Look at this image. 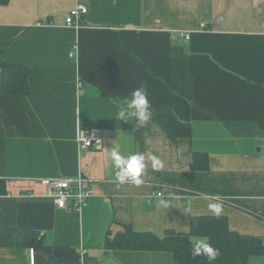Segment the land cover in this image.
<instances>
[{
	"label": "crops",
	"instance_id": "obj_1",
	"mask_svg": "<svg viewBox=\"0 0 264 264\" xmlns=\"http://www.w3.org/2000/svg\"><path fill=\"white\" fill-rule=\"evenodd\" d=\"M77 4L88 11L68 27ZM0 48V64L33 71L28 95L0 94V264L28 263L23 230L40 235L53 264H177L168 252L106 250V238L124 225L187 233L191 217L213 216L210 201L264 247V0H10ZM141 86L150 111L170 110L190 137L114 119ZM80 129L99 132L100 148L79 149ZM116 146L164 166H149L140 186L119 185ZM194 152L206 153L208 171L190 169ZM78 177L93 191L80 213L57 209L40 182ZM153 190L163 198L149 202ZM36 264H48L46 251Z\"/></svg>",
	"mask_w": 264,
	"mask_h": 264
},
{
	"label": "trees",
	"instance_id": "obj_2",
	"mask_svg": "<svg viewBox=\"0 0 264 264\" xmlns=\"http://www.w3.org/2000/svg\"><path fill=\"white\" fill-rule=\"evenodd\" d=\"M9 2L10 0H0V5L6 6ZM32 73L31 69L19 64H0V94L28 95V77ZM151 112L153 123L149 125L160 127L171 141L190 137V125L181 122L170 110ZM190 169L208 171L209 161L206 153L194 152ZM110 236L109 234L106 238V250L168 252L172 254L177 264H208L205 257L193 259L190 255L192 245L203 237H207L206 242L220 250V256L212 264H250L254 257L261 255L259 248L262 247L258 237L232 231L224 216H193L190 218L187 233L165 230L158 236L150 232H136L130 225H124L120 231ZM17 246L27 250L33 249L36 253L46 251L48 264H53L50 261L51 248L43 245L37 232L29 230L18 232Z\"/></svg>",
	"mask_w": 264,
	"mask_h": 264
},
{
	"label": "clouds",
	"instance_id": "obj_3",
	"mask_svg": "<svg viewBox=\"0 0 264 264\" xmlns=\"http://www.w3.org/2000/svg\"><path fill=\"white\" fill-rule=\"evenodd\" d=\"M150 108L148 93L141 86L133 90L128 98L123 101H118L117 107L112 115L115 120L123 122L134 121L136 128H143L153 123V114ZM110 159L114 179L119 185L128 183L134 186H140L144 183L142 177L147 174L149 166L154 172L160 171L164 166L163 161L155 155L146 156L144 153L137 152L122 154L119 146L112 148ZM161 204L164 207H169L166 201L162 200ZM207 210L211 215L219 217L223 212V204L219 201H210L207 204ZM186 211H190V208L186 209ZM207 239V237H203L196 240L192 245L190 255L193 259L203 256L208 261V264H212L220 256V250L207 243Z\"/></svg>",
	"mask_w": 264,
	"mask_h": 264
},
{
	"label": "built area",
	"instance_id": "obj_4",
	"mask_svg": "<svg viewBox=\"0 0 264 264\" xmlns=\"http://www.w3.org/2000/svg\"><path fill=\"white\" fill-rule=\"evenodd\" d=\"M87 11L86 6L77 4L66 15V26L77 28L79 19L81 16H84ZM45 23L47 22L40 21L37 22V25ZM179 35L184 40L189 39V33H180ZM70 56H72V54ZM76 142L78 148L81 150L90 148L99 149L102 145V138L96 130L80 129L77 133ZM40 182L46 188V197L49 198L59 210H71L80 213L93 194V191L89 189L86 180L80 177L76 179L46 178L42 179ZM163 196L162 191L153 190L149 196V202L155 198L161 199ZM167 204L169 205L170 203L167 202ZM27 264H36V252L33 249L29 250Z\"/></svg>",
	"mask_w": 264,
	"mask_h": 264
},
{
	"label": "water",
	"instance_id": "obj_5",
	"mask_svg": "<svg viewBox=\"0 0 264 264\" xmlns=\"http://www.w3.org/2000/svg\"><path fill=\"white\" fill-rule=\"evenodd\" d=\"M259 251H261L262 253H264V247H260ZM105 264H119L117 261H115L113 258H108L105 261Z\"/></svg>",
	"mask_w": 264,
	"mask_h": 264
}]
</instances>
